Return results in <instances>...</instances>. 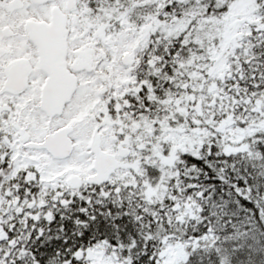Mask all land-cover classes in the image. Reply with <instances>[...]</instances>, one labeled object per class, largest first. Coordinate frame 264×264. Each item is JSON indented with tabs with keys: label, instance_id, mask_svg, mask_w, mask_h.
I'll return each instance as SVG.
<instances>
[{
	"label": "snow or ice",
	"instance_id": "snow-or-ice-1",
	"mask_svg": "<svg viewBox=\"0 0 264 264\" xmlns=\"http://www.w3.org/2000/svg\"><path fill=\"white\" fill-rule=\"evenodd\" d=\"M253 220L264 0H0V264H264Z\"/></svg>",
	"mask_w": 264,
	"mask_h": 264
},
{
	"label": "trees",
	"instance_id": "trees-1",
	"mask_svg": "<svg viewBox=\"0 0 264 264\" xmlns=\"http://www.w3.org/2000/svg\"><path fill=\"white\" fill-rule=\"evenodd\" d=\"M250 227L253 230V235L257 238V241L259 243H264V240H260V237L264 236V226H261L259 223H257L255 220L252 221V224ZM255 253L253 254V256ZM252 259V257H250ZM253 264H255V261L253 260Z\"/></svg>",
	"mask_w": 264,
	"mask_h": 264
}]
</instances>
